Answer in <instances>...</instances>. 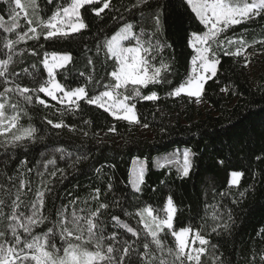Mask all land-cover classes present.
Listing matches in <instances>:
<instances>
[{
	"label": "snow or ice",
	"instance_id": "6c2138e0",
	"mask_svg": "<svg viewBox=\"0 0 264 264\" xmlns=\"http://www.w3.org/2000/svg\"><path fill=\"white\" fill-rule=\"evenodd\" d=\"M44 2L52 4L53 0ZM0 3L6 6L0 8V155L5 157L0 160V264H232L223 258V253L217 254L218 246L211 244L210 233L202 234L201 230L194 231L191 227L176 230L177 207L171 196L166 198L163 216L151 206L139 207L134 213L125 212L121 201L115 197L111 201L101 199L99 187L80 204L77 197L59 206L53 201L54 212L47 208L46 200L54 196L55 184L67 175L65 169L57 166L56 154L60 160L71 159L69 167L77 169L89 159L86 152L72 159L74 153L64 147H54L47 154L49 158L44 159L42 153V162L35 173L27 166V156L14 167L11 162L18 150L27 152L31 146L45 140V136L39 135L40 129L31 123L28 106L55 109L53 116L59 113L60 118L56 120L49 118L47 111L41 117L45 133L55 132L57 136L60 135L57 130H67L96 139L98 134L89 137L86 128L78 129L62 118L66 114L82 115L86 106L102 110L115 121L141 124L137 103L161 100L158 92L149 86L171 83L173 64L162 53L172 45L161 42L159 35L174 9H183L203 27L191 31L187 37V46L192 50L190 74L172 87L167 96L202 103L205 86L217 77L222 57L243 59V67H247L250 63L248 48L256 44L264 46V40L249 43L243 35L221 39L223 33L236 25L264 19V0H131L130 5L120 4L119 7L113 0H67L54 5V11L46 10L40 0H0ZM106 10L115 13L114 18H119L123 24L96 44V54H102L104 62L111 60V71L106 72L107 83L99 79L95 82L98 91L90 92L88 88L93 82L92 75L74 88H68L57 79V71L67 70L73 62L70 52H43L39 63L44 72L34 63L32 72L22 69L31 77L32 86L22 83L23 76L14 67L17 58L22 62L25 55H41L36 47H27L29 41L36 42L39 48H43L41 39L53 44L67 41L72 34L89 28L83 13L103 19L101 14ZM125 12L138 13L139 21L125 20ZM88 64L95 71L92 59H88ZM144 89H148L147 94H143ZM220 91L229 89L224 87ZM49 100L55 104H50ZM25 119L27 126L22 122ZM82 122L86 127L91 125L88 119L82 118ZM107 131L116 132L115 125ZM194 155L190 149L183 152L179 169L182 177L189 176ZM256 159H264V155ZM218 163L223 165L224 161ZM243 176L242 171H232L229 187L239 189ZM131 184L134 192L140 193L144 184L143 166L135 171ZM105 191H114L111 178ZM246 194L247 190L239 191L238 198L234 197L231 203L238 204ZM211 207V233L230 236L236 223L232 209L222 204ZM112 209H120L124 216L136 219V224L142 227L131 226ZM161 234L165 237L170 234L174 244L168 245ZM241 264H264V247L250 249L242 256Z\"/></svg>",
	"mask_w": 264,
	"mask_h": 264
},
{
	"label": "trees",
	"instance_id": "16d2710c",
	"mask_svg": "<svg viewBox=\"0 0 264 264\" xmlns=\"http://www.w3.org/2000/svg\"><path fill=\"white\" fill-rule=\"evenodd\" d=\"M66 2L67 0H53L52 4H45L44 0H40L41 5L50 11L55 10L54 5ZM113 3L119 7L120 4L130 5L131 0H113ZM5 7L0 3V8ZM83 14L89 28L72 34L69 40L53 44L41 39L43 48H39L34 41L28 42L27 47H36L41 55H25L22 62L21 58H17L18 63L14 67L21 72L23 84L32 86V79L22 69L27 68L28 72H32L31 65L35 63L40 72H44L39 60L45 51L72 54L73 62L67 66V70L57 71V79L68 88L84 84L88 75L93 77V82L88 84L90 92L99 90L96 88V80L107 83L106 72L111 71V60L104 62L102 54H96L95 47L106 36L114 34L123 21L114 18L116 14L108 13L107 10L101 14L103 19ZM124 18L133 23L140 19L138 13L126 12ZM145 27L151 31L148 25ZM198 27L203 26L183 9L173 10L164 31L159 35L161 42L166 41L172 45L162 53L173 64L171 83L149 86L158 92L161 100L137 103L141 124L128 125L124 121H115L102 110L86 106L82 115L66 114L62 118L68 124H75L78 129L86 128L89 137L93 133L98 134L96 139L67 130H57L60 131L57 136L55 132L45 133L41 117L47 111L49 118L56 120L60 118L59 113L53 116L55 109L44 110L42 106H28L29 115L32 116L31 123L40 129L39 135L45 136V140L31 146L27 152L18 150L11 163L14 167L27 156V166L32 167L35 173L42 162V153L45 154L44 159H47V154L54 147H64L74 153L72 159L75 155L86 152L89 159L79 164L78 170L69 167L71 159L65 157L60 160L59 154H56L57 166L65 169L67 175L66 179L55 184L54 196L46 200L47 208L54 212L53 201L59 206L77 197L80 198V204V201L90 197L94 188L99 187L101 199L111 201L115 197L121 201L125 212L134 213L139 207L151 206L157 214L163 216L166 198L171 196L177 207L176 230L191 227L194 231L201 230L202 234L210 233L211 244L218 246L217 254L223 253V258L230 260L232 264H241L242 256L250 249L264 247V159H256V156L264 155V65L254 59L253 68L249 69L248 66L243 67V59L237 61L222 57L217 77L205 86L201 104L168 97V91L190 74L189 53L192 50L187 46V37ZM136 30L139 31V28ZM240 35L249 43L264 40V19L257 18L246 24L236 25L223 33L221 39L224 36ZM88 59L94 61L95 71H92ZM82 72L84 76L80 75ZM224 87L229 91L221 92L220 89ZM142 91L143 94L148 93V89ZM49 103L55 104L50 100ZM82 118L90 120L91 125L86 127ZM22 122L27 126L26 119ZM145 123L148 124L146 128L143 127ZM113 124L116 132L110 133L107 129ZM176 148H187L195 154L188 177H182L174 168L156 165L159 156ZM4 158L0 155V160ZM220 160L224 161L223 165L218 163ZM137 161L144 164L146 169L140 193H135L131 184L133 167ZM232 171L244 173L239 189L229 187ZM109 178L114 184L112 193L105 191ZM245 190L248 194L239 199L238 204H232V199L238 198V192ZM222 193L225 195L222 196ZM218 204L232 209L236 223L230 236L211 233V206ZM112 211L121 215L131 226L142 227L136 224V219L124 216L120 209ZM161 235L168 245L174 244V238L170 234L166 237Z\"/></svg>",
	"mask_w": 264,
	"mask_h": 264
},
{
	"label": "rangeland",
	"instance_id": "374dc122",
	"mask_svg": "<svg viewBox=\"0 0 264 264\" xmlns=\"http://www.w3.org/2000/svg\"><path fill=\"white\" fill-rule=\"evenodd\" d=\"M247 55L250 60V63L248 65L249 69L253 68L254 59H256V61H259L261 62V64L264 65V46L256 44L254 47L248 48ZM185 150H188V149L187 148H176L175 150L165 155L159 156L156 159V165L158 167H161V166L171 167L179 171L182 165V154ZM141 166H143L144 173H145V170H146L145 165L138 161L135 162L134 167H133V172H132V175H133L132 180L134 179L135 171L138 170Z\"/></svg>",
	"mask_w": 264,
	"mask_h": 264
}]
</instances>
